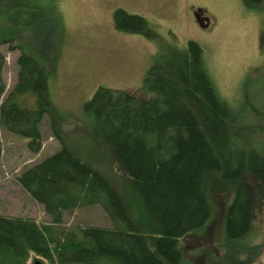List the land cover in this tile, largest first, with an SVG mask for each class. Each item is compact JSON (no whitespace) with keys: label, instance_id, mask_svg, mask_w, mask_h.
Instances as JSON below:
<instances>
[{"label":"trees","instance_id":"obj_1","mask_svg":"<svg viewBox=\"0 0 264 264\" xmlns=\"http://www.w3.org/2000/svg\"><path fill=\"white\" fill-rule=\"evenodd\" d=\"M241 1L250 8L262 2ZM113 17L116 30L152 34L138 15L118 8ZM59 18L52 0H0V47L19 50L16 82L0 102V127L26 138L33 153L41 148L42 116L53 110L46 81L60 51L46 29L60 31ZM156 57L141 94L102 86L83 105L102 151L126 175L130 209L109 177L62 143L23 170L17 183L43 205L52 224L61 223L65 211L99 204L112 226L87 225L57 236L50 223L0 214V264H26L30 253L42 264H180L177 241L211 216L207 183L233 193L218 243L227 264L254 262L260 248L245 239L264 206V146L251 142L253 126L243 122L248 116L218 95L197 42ZM3 62L0 51V98Z\"/></svg>","mask_w":264,"mask_h":264},{"label":"rangeland","instance_id":"obj_2","mask_svg":"<svg viewBox=\"0 0 264 264\" xmlns=\"http://www.w3.org/2000/svg\"><path fill=\"white\" fill-rule=\"evenodd\" d=\"M52 1L60 17V31L49 26L46 29L54 50L60 51L56 71L46 81L53 110L44 113L39 123L42 142L37 153L28 150L26 138L0 127V214L31 218L41 226L52 224L43 205L30 197L16 178L57 151L62 143L109 177L129 208L126 175L102 151L104 145L93 135L95 122L83 105L102 86L141 94L142 78L153 58H159L169 47L184 48L189 40L202 48L218 95L248 116L243 122L253 126L251 142L264 146V0L255 8L241 0ZM199 7L209 17V25L204 28L193 15ZM118 8L142 17L152 34L116 30L113 12ZM7 45L0 47L4 57L0 102L16 82L18 70L19 50L9 51ZM25 98L30 103L34 100L31 95ZM214 186L206 184L212 210L209 220L177 241L180 264H227L218 243L224 241L223 208L233 193L229 188L217 186V190ZM217 210L221 215L216 216ZM87 225L110 227L112 223L99 204H92L63 212L62 222L52 227L61 236L64 231ZM245 242L260 248L251 264H264V206L256 211ZM36 261L42 264L41 258L30 253L26 264Z\"/></svg>","mask_w":264,"mask_h":264},{"label":"water","instance_id":"obj_3","mask_svg":"<svg viewBox=\"0 0 264 264\" xmlns=\"http://www.w3.org/2000/svg\"><path fill=\"white\" fill-rule=\"evenodd\" d=\"M203 12V10L201 8H197L195 11H194V17L196 18L197 22L199 23V25L201 27H205L208 25L209 23V20H207L208 18L207 17H204V18H201L199 15ZM205 21V22H204ZM34 264H41L40 262L36 261L34 262Z\"/></svg>","mask_w":264,"mask_h":264},{"label":"flooded vegetation","instance_id":"obj_4","mask_svg":"<svg viewBox=\"0 0 264 264\" xmlns=\"http://www.w3.org/2000/svg\"><path fill=\"white\" fill-rule=\"evenodd\" d=\"M194 10H195V9H194ZM199 16H200L201 18L207 17V16L205 15L204 12H202L201 15H199ZM207 18H208L207 20H209V17H207ZM113 22H114V20H113ZM204 22H205V21H204ZM208 25H209V23H208ZM208 25H207V26H208ZM207 26H206V27H207ZM114 27H115V26H114ZM203 28H204V27H203ZM118 31H119V30H118ZM122 32H124V31H122ZM127 33H130V32H127Z\"/></svg>","mask_w":264,"mask_h":264}]
</instances>
